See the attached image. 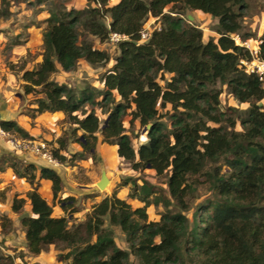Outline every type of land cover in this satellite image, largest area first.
I'll return each instance as SVG.
<instances>
[{"label": "trees", "instance_id": "1", "mask_svg": "<svg viewBox=\"0 0 264 264\" xmlns=\"http://www.w3.org/2000/svg\"><path fill=\"white\" fill-rule=\"evenodd\" d=\"M92 1L95 5L84 9L50 10L43 60L37 69L24 70L25 92L41 87L37 110L64 113L76 125L73 133L82 131L83 140L75 138L82 146L78 156L87 152L94 157L101 133L103 142L117 144L119 157L134 170L151 168L158 176L166 175L168 190L144 180L131 194L144 206L134 207L113 194L94 204L84 221L70 224L67 216L53 215V206L34 186L27 193L30 213L24 210L25 198L15 197L12 205L21 213L29 251L38 255L54 245L61 249L63 264H134L132 256L138 264H264V81L245 71L241 60L251 54L232 36L242 42L254 36L240 34L247 0ZM187 9L217 18L219 38L204 41L202 30L183 17ZM150 17L158 19L159 28L141 42L140 31ZM81 29L101 41L112 33L129 37L118 43L119 54L103 75L99 101L92 92L77 97L67 84L51 79L58 65L71 72L81 59L109 62L106 51L80 40ZM260 38L259 56L264 59V31ZM165 73L171 77L162 85L158 78L164 79ZM218 83L227 85L239 102L249 103L244 117L233 107L221 109ZM87 102L107 114L103 123L95 108H85ZM169 105L161 113L159 107ZM127 115L143 127L151 124L147 141L137 149L126 132ZM0 126L28 135L13 120H1ZM58 142L53 156L65 163L67 141ZM10 166L32 185L36 178L50 181L53 198L59 196L63 179L55 169L33 162L25 163L23 171L16 163ZM200 183L213 196L197 203L189 217L190 197ZM70 201L74 198L62 202L63 210L75 211ZM151 204L165 208L158 220L149 219ZM10 221L4 218L3 230ZM112 226L122 230L128 249L117 245ZM5 260L1 257L0 264L12 262Z\"/></svg>", "mask_w": 264, "mask_h": 264}, {"label": "rangeland", "instance_id": "2", "mask_svg": "<svg viewBox=\"0 0 264 264\" xmlns=\"http://www.w3.org/2000/svg\"><path fill=\"white\" fill-rule=\"evenodd\" d=\"M116 0H110L114 3ZM249 10L242 18V30L240 34L250 32L254 34L251 45L256 46L255 40L264 31V0H247ZM95 5L92 0H0V32L4 33V44L0 48V121L13 120L21 126L28 135L19 133L16 130L7 131L8 135L0 137V258H7L11 264H63L58 258L61 249L51 245L48 250L34 255L29 251L25 237V230L21 223V213H16L12 209L14 198H25V211L31 212L30 202L27 193L34 186L38 187L40 194L53 206L54 216H67L70 224H76L86 219L92 211L93 205L101 201L106 196L116 194L118 197L127 200L134 207L144 206L145 203L136 197H132L133 188L141 185L147 180L157 188L167 189V176H158L151 168L134 170L132 163L119 157L116 143L102 141L101 133H98L96 155L92 157L85 153L84 157L78 156L82 152V146L75 138L83 140L82 131L73 133L74 125L64 113L43 112L37 110L38 99L43 97L40 93L41 87L36 91L26 93L24 85L26 81L22 78L24 70H35L43 60V32L47 26L46 19L50 16V10L63 8L65 10L84 9ZM8 10L9 14H3ZM106 21L108 22V16ZM185 20L200 28L203 32V40L208 41L213 38L217 40L219 34L216 31L218 19L210 14L199 10L187 9L183 12ZM151 25H156L158 19L150 17L147 19ZM80 40L91 42L94 47L106 51L109 62L105 64H91L85 59H81L76 68L71 72L63 71L58 65V71L52 74L51 79L67 84L77 97L82 96V92H92L96 101L102 99L104 90L103 75L113 65L115 57L119 54L118 43L107 39L101 41L99 38L81 29ZM237 44L240 38L232 35ZM258 50V48H257ZM259 55V51H254V56ZM244 66V65H243ZM250 70L252 65H247ZM171 74L165 73L164 79L158 81L165 85ZM221 89L220 100L221 109L227 110L233 107L237 113L244 117L249 103L239 102L230 92L225 84L218 83ZM117 96V100H119ZM264 107V99L262 101ZM87 110L95 108L101 122L107 118V114L100 108L93 106L90 102L85 104ZM161 113H166L168 108L159 107ZM131 115L124 119L126 132L132 140L135 149L140 144L147 141L146 127L141 126L139 120L131 122ZM163 120L168 121L167 117ZM238 128H240L238 126ZM59 138L67 141V148L62 151L68 157L65 163L59 162L53 156L54 149L59 147ZM26 141L29 147L20 149L14 147L17 141ZM14 143H13V142ZM37 143H44L51 153L52 159L43 158L35 154L31 149ZM76 154V155H74ZM74 156V157H73ZM72 157V158H71ZM33 162L38 166L44 165L55 169L63 179V188L57 198H53L51 182L46 179L35 180L32 185L26 177L17 174L12 165L16 163L18 169L23 171L24 164ZM211 163L205 167L210 168ZM105 171L110 182L105 189L101 190L97 186L102 172ZM38 171L36 174L38 175ZM132 178V181L124 184V180ZM201 180L204 176H199ZM213 194L206 183L197 185V189L190 197L193 208L187 212L191 217L196 204L211 198ZM69 197H73V208L66 211L62 208V202ZM149 219L158 220L165 210L163 205L151 204L148 208ZM4 218L10 221L8 230L2 228ZM109 222L107 221V224ZM109 225V224H108ZM115 232V240L119 247L128 249L125 235L117 226H112ZM10 258V259H8ZM134 264L137 263L135 257H131ZM10 264V263H9Z\"/></svg>", "mask_w": 264, "mask_h": 264}, {"label": "built area", "instance_id": "3", "mask_svg": "<svg viewBox=\"0 0 264 264\" xmlns=\"http://www.w3.org/2000/svg\"><path fill=\"white\" fill-rule=\"evenodd\" d=\"M157 19V18H156ZM159 28L158 25H151V23L149 21H146L140 31V41L141 42H145L147 41L151 35L152 32L156 29ZM111 41L115 42L116 44L119 43L121 40H126L129 39V37L125 34H119V33H112L110 35L109 38ZM237 41V40H236ZM241 40H239L240 42ZM254 41L251 40H247L245 42L241 41V45H244L250 52L251 54V58L250 59H242L241 60V64L244 65V69L247 73H256L261 81H264V59L261 58L256 52L254 56V51H260V44L262 42L261 38L258 37L255 42H256V46L254 45V47L251 45V43H253ZM258 48V50H257ZM247 65H252V68L249 70L247 68ZM8 135V132L6 130H4L1 126H0V137H5ZM13 142V141H12ZM14 143V142H13ZM14 147L16 148H20V149H25L27 147H29L30 145H28V143L26 141H17L14 144ZM33 150V152L35 154H39L40 156H42L43 158L49 159V160H53L51 153L49 152V150L47 149L46 145L44 143H37L35 145H33V147L31 148Z\"/></svg>", "mask_w": 264, "mask_h": 264}, {"label": "water", "instance_id": "4", "mask_svg": "<svg viewBox=\"0 0 264 264\" xmlns=\"http://www.w3.org/2000/svg\"><path fill=\"white\" fill-rule=\"evenodd\" d=\"M150 127H151V124H148L146 126V129H148ZM109 182H110V179L108 178L106 172L103 171L100 180L97 182V186L99 189L103 190L106 188V186L108 185Z\"/></svg>", "mask_w": 264, "mask_h": 264}, {"label": "crops", "instance_id": "5", "mask_svg": "<svg viewBox=\"0 0 264 264\" xmlns=\"http://www.w3.org/2000/svg\"><path fill=\"white\" fill-rule=\"evenodd\" d=\"M119 0H116L114 3L118 2ZM4 33L0 32V48L3 46L2 43L4 44ZM44 166V165H41Z\"/></svg>", "mask_w": 264, "mask_h": 264}]
</instances>
